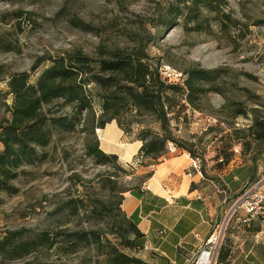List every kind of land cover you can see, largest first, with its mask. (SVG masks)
I'll list each match as a JSON object with an SVG mask.
<instances>
[{"label":"rangeland","instance_id":"1","mask_svg":"<svg viewBox=\"0 0 264 264\" xmlns=\"http://www.w3.org/2000/svg\"><path fill=\"white\" fill-rule=\"evenodd\" d=\"M166 1L170 0H0V122L8 116L6 106L12 99L7 89L9 77L27 73L30 82L34 83L46 65L32 70L38 58L58 56L72 50L95 57L101 49L135 45L145 47L150 61H162L179 72L193 66L205 70L227 68L222 88L230 107L244 103V89H247L258 96L257 108L264 116V24L254 26L256 22H264V0L229 3L232 18L243 23V29L248 31L245 38L237 39L236 50L227 46L222 37L216 40L208 34L185 32L179 24L165 31L155 26L156 17ZM223 101V97L211 93L200 104L199 110L186 107L177 123L172 121L171 125L176 127L173 131L176 139L204 157L203 165L211 168L217 164L232 165L231 174L243 180L242 194L264 177V143L258 146L250 142L249 149H246L248 139L239 143L231 137L233 130L243 129L249 122L241 116L230 117L231 110L220 112ZM244 107L248 110L252 104L245 103ZM113 126L116 127L115 123ZM136 128L137 125L132 124L127 133L121 130L120 139L115 133L106 139L102 130L100 139L93 133L99 141V148L106 154L120 153L126 159H134L139 143ZM84 137L78 130L62 134L54 132L50 145L39 151L46 154V159L34 165H24L19 176L11 182L17 192H0V238L6 232L22 229L28 238L42 231L69 228L97 230L116 243L108 235L112 219L92 218L84 212L68 216L57 209L73 199H85L89 205L99 200L109 202L115 215L116 196L141 185L144 177L140 174L141 168L151 160L138 159L135 163L132 160L131 165H126L118 159L120 169L113 168L111 163L96 164L84 154ZM256 149L263 153L253 163L251 159ZM224 155L229 157L227 163L223 160ZM112 172L116 177L111 179L117 182L114 194L103 187L104 178L111 177ZM230 206L218 221L222 234L215 264H264V216L244 222L243 210L231 213ZM121 251L131 254L129 250ZM221 251L227 254L224 263H218ZM29 262L102 264V258L96 256L91 246L67 256L56 257L51 252L40 251L0 264Z\"/></svg>","mask_w":264,"mask_h":264},{"label":"trees","instance_id":"2","mask_svg":"<svg viewBox=\"0 0 264 264\" xmlns=\"http://www.w3.org/2000/svg\"><path fill=\"white\" fill-rule=\"evenodd\" d=\"M231 1L238 0L166 1L156 17L155 26L165 31L179 24L185 32L208 34L216 40L222 37L227 46L236 50L237 39L245 38L248 31L243 29V23L232 18L229 10ZM260 24L264 22H256L254 26ZM43 64L46 65L34 83L30 82L27 73L13 74L7 81L12 99L6 106L8 116L0 122V192H17L11 182L19 176L24 165H34L46 159V154L39 151L50 145L54 132L62 134L78 130L85 136L82 144L85 156L99 165L111 163L115 169H120L118 157L103 152L93 133L96 128L102 130L112 122L123 133L130 131L132 124L137 125L136 141L141 144L138 159L157 161L167 155L169 143L188 152L190 158L196 157L199 154H195L190 145L176 139L173 133L176 127L171 123H177L186 107L199 110L200 104L211 93L223 97L220 112L231 110L230 117L241 116L249 122L243 129L232 131L234 140L240 143L248 139L246 149H249L250 142L258 146L264 143V116L257 108L258 96L244 89V103L230 107L222 88L227 68L205 70L193 66L181 71L184 76L182 86L168 84L158 73V63L150 61L142 45L101 49L95 57L80 50L40 57L32 70ZM248 102L252 107L243 109ZM262 153L261 149H256L251 161L254 163ZM223 160L227 163L228 155H224ZM201 174L204 176L203 168ZM109 176L104 178L103 187L114 194L117 182L111 178L116 174L112 172ZM149 176L145 175L141 184ZM137 188L119 192L114 203L115 215L109 202L99 200L89 205L85 199H73L57 209L68 216L84 212L92 218L112 219L108 235L116 243L97 230L53 229L26 238V231L22 229L6 232L0 238V262H12L40 251L51 252L56 257L67 256L92 246L96 256L102 258V264H146L132 255L141 251L145 243L137 228V214L126 217L120 208L123 194L135 196L133 193ZM120 248L129 250L131 254L123 253ZM226 256V252L221 251L218 263H224Z\"/></svg>","mask_w":264,"mask_h":264},{"label":"crops","instance_id":"3","mask_svg":"<svg viewBox=\"0 0 264 264\" xmlns=\"http://www.w3.org/2000/svg\"><path fill=\"white\" fill-rule=\"evenodd\" d=\"M113 124L102 129L106 139L111 133L118 139L122 136V131ZM140 145L134 159H126L120 153L111 154L131 165L132 160L134 163L138 160ZM190 164L188 152L176 148L174 153L151 160L141 168V175L150 176L134 190L135 196L123 194L121 211L126 217L137 214V228L148 244V249L132 255L146 264H189L192 254L227 213L226 207L232 206L241 195L243 180L231 174L232 165L214 168L203 165L204 176L189 177Z\"/></svg>","mask_w":264,"mask_h":264},{"label":"built area","instance_id":"4","mask_svg":"<svg viewBox=\"0 0 264 264\" xmlns=\"http://www.w3.org/2000/svg\"><path fill=\"white\" fill-rule=\"evenodd\" d=\"M157 70L160 77L168 84L183 85L184 76L181 72L175 70L172 66L162 61L158 63ZM95 135L101 138V129L94 130ZM176 148L169 143L167 154L174 153ZM165 157V156H164ZM222 162V160H218ZM204 163V157L197 155L191 158V164L188 168L187 175L191 177L193 174H201ZM243 210L245 214L244 222H249L254 218L264 216V177L260 178L253 187L240 195L237 202L232 205L231 213L237 210ZM223 225V224H222ZM219 224L213 229L207 239L203 242L201 247L192 254L189 264H215L218 249L221 242V228ZM143 249H148V244L145 242Z\"/></svg>","mask_w":264,"mask_h":264}]
</instances>
